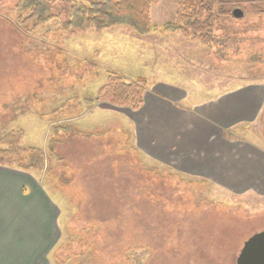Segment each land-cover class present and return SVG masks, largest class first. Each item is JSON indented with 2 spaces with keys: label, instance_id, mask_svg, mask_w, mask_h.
I'll return each mask as SVG.
<instances>
[{
  "label": "rangeland",
  "instance_id": "374dc122",
  "mask_svg": "<svg viewBox=\"0 0 264 264\" xmlns=\"http://www.w3.org/2000/svg\"><path fill=\"white\" fill-rule=\"evenodd\" d=\"M180 1L158 0L145 35L126 26L69 35L53 18L20 36L17 0H0V137L20 131V145L45 156L42 170L0 167L59 205L47 264H236L243 243L264 229V195L158 162L137 145L130 109L93 99L108 71L184 87L187 103L264 83V13L234 7L242 16L223 29L235 33L217 30L205 45L164 30ZM261 113L257 127L241 123L223 135L264 153ZM63 123L70 126L52 128ZM52 142L56 158L48 157ZM241 154L222 165L238 189L255 179Z\"/></svg>",
  "mask_w": 264,
  "mask_h": 264
},
{
  "label": "crops",
  "instance_id": "0c3cea01",
  "mask_svg": "<svg viewBox=\"0 0 264 264\" xmlns=\"http://www.w3.org/2000/svg\"><path fill=\"white\" fill-rule=\"evenodd\" d=\"M184 89L164 81L148 82L141 106L130 112L139 148L178 172L208 178L225 189L264 195V153L252 143L223 135L241 123L257 127L264 83L249 82L192 103H187L189 93ZM243 152L255 179L238 189L239 180L225 178L222 165L224 159ZM24 176L0 167V264H47V238L57 234L59 205L37 184L24 182Z\"/></svg>",
  "mask_w": 264,
  "mask_h": 264
},
{
  "label": "trees",
  "instance_id": "16d2710c",
  "mask_svg": "<svg viewBox=\"0 0 264 264\" xmlns=\"http://www.w3.org/2000/svg\"><path fill=\"white\" fill-rule=\"evenodd\" d=\"M157 3L158 0H17L12 11L20 36L53 18L62 21V30L69 35L88 29L103 31L118 26H126L138 35H145L154 29L151 8ZM242 4H248L257 13H264V0H181L175 20L167 22L164 30L180 32L208 45L213 39H218L215 32L224 28L226 20L242 16L238 8L233 10ZM224 30L223 33H229L234 29L226 26ZM147 86L146 77L127 78L108 71L105 82L92 97L116 107L137 110L143 102ZM89 102L93 103L92 98ZM69 126L63 123L52 128L57 130ZM20 139V131H11L0 137V166L27 172L42 170L45 162L43 153L34 148H23ZM54 146L52 142L49 158L55 156Z\"/></svg>",
  "mask_w": 264,
  "mask_h": 264
},
{
  "label": "water",
  "instance_id": "95a60500",
  "mask_svg": "<svg viewBox=\"0 0 264 264\" xmlns=\"http://www.w3.org/2000/svg\"><path fill=\"white\" fill-rule=\"evenodd\" d=\"M236 264H264V229L243 243Z\"/></svg>",
  "mask_w": 264,
  "mask_h": 264
}]
</instances>
